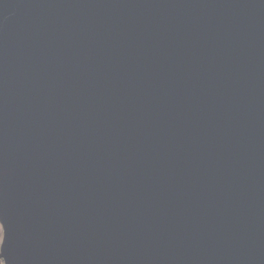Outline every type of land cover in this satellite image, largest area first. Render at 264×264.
<instances>
[{"label":"water","instance_id":"95a60500","mask_svg":"<svg viewBox=\"0 0 264 264\" xmlns=\"http://www.w3.org/2000/svg\"><path fill=\"white\" fill-rule=\"evenodd\" d=\"M0 223L5 264H264V0H0Z\"/></svg>","mask_w":264,"mask_h":264},{"label":"flooded vegetation","instance_id":"af4514ba","mask_svg":"<svg viewBox=\"0 0 264 264\" xmlns=\"http://www.w3.org/2000/svg\"><path fill=\"white\" fill-rule=\"evenodd\" d=\"M2 239H3V229L0 223V248H1ZM0 264H5L4 259L1 257V255H0Z\"/></svg>","mask_w":264,"mask_h":264},{"label":"snow or ice","instance_id":"6c2138e0","mask_svg":"<svg viewBox=\"0 0 264 264\" xmlns=\"http://www.w3.org/2000/svg\"><path fill=\"white\" fill-rule=\"evenodd\" d=\"M3 228H5V225H3ZM5 239H6V237H5Z\"/></svg>","mask_w":264,"mask_h":264}]
</instances>
